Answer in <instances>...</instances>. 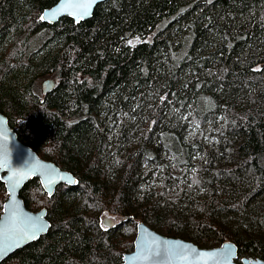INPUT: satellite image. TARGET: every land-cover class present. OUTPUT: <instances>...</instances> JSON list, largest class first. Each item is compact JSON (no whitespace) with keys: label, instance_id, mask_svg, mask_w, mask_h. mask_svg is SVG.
I'll return each instance as SVG.
<instances>
[{"label":"trees","instance_id":"obj_1","mask_svg":"<svg viewBox=\"0 0 264 264\" xmlns=\"http://www.w3.org/2000/svg\"><path fill=\"white\" fill-rule=\"evenodd\" d=\"M57 1L0 0V113L77 183L24 185L50 228L1 264H120L140 222L264 259V0H107L41 22ZM6 198L0 181V214Z\"/></svg>","mask_w":264,"mask_h":264},{"label":"water","instance_id":"obj_2","mask_svg":"<svg viewBox=\"0 0 264 264\" xmlns=\"http://www.w3.org/2000/svg\"><path fill=\"white\" fill-rule=\"evenodd\" d=\"M105 1L107 0H95L87 14L78 19L79 9L75 5L79 0H58L42 11L40 17L44 15L46 19L40 20L52 25L63 17H69L75 23H79L90 19L95 7ZM54 10H56L55 16L52 15ZM55 86L56 83L52 79L43 81L42 93L53 91ZM0 145H6L8 159L13 170L24 169L31 173L25 175L19 184L13 185L9 181L10 170L8 168L0 170V181L7 194L0 214V249H3L0 251L1 264L17 250L45 235L50 228V222L46 218V209L33 212L24 205L20 197L24 185L31 178H35L50 197L57 186L62 184L72 186L77 183V180L72 173L60 169L52 161L41 159L33 149L21 143L2 113H0ZM49 181L52 183L49 184ZM49 191L51 195L48 194ZM33 224L36 225L35 239L31 238ZM114 224L111 218L107 217L103 220L104 227L111 228ZM21 230L28 232L29 235L25 236ZM237 259L238 248L231 241L223 242L217 247L203 248L182 238L165 236L140 222L136 224L133 248L123 254L120 264H264V259L260 258L243 257L239 262Z\"/></svg>","mask_w":264,"mask_h":264},{"label":"snow or ice","instance_id":"obj_3","mask_svg":"<svg viewBox=\"0 0 264 264\" xmlns=\"http://www.w3.org/2000/svg\"><path fill=\"white\" fill-rule=\"evenodd\" d=\"M95 0H79V2L75 5V7L77 9H79V13H78V19L82 18L83 15H86L91 4L94 3ZM52 15L55 16L56 15V10H54L52 12ZM41 20L46 19V16L42 15L40 17ZM6 139V138H5ZM5 168H8L11 172V175L9 177V181L13 184V185H17L19 184V182L24 178L25 175H29L31 173L24 171V169H15L13 170L11 168V162L8 159V154H7V148L6 145H0V170H3ZM27 168V167H26ZM52 181H49V184H51ZM49 195H51V192L49 191L48 193ZM11 195V192H10ZM33 231L31 232V238L35 239L36 238V232H35V228L36 225L33 224L32 226ZM23 234L25 236L29 235L28 232L23 231ZM0 251H3V249H0Z\"/></svg>","mask_w":264,"mask_h":264},{"label":"rangeland","instance_id":"obj_4","mask_svg":"<svg viewBox=\"0 0 264 264\" xmlns=\"http://www.w3.org/2000/svg\"><path fill=\"white\" fill-rule=\"evenodd\" d=\"M49 77H41L38 81H37V86H36V89H37V91L42 95V88H41V86H42V83H43V81H45V80H47ZM51 79V78H50ZM113 111L114 109H109V110H107V114L109 115V116H111V114H109V111ZM6 117V116H5ZM126 117V116H125ZM118 119H122V115H120L119 117H118ZM8 121V120H7ZM120 123H122V120H120L119 121V124ZM135 146V141H133L132 143H130V144H128V146L126 147V149L129 151V150H131L133 147ZM110 148H112L113 149V146H110ZM157 183V181H154V180H151L150 181V184H151V186H155V184ZM144 191V190H143ZM102 221L104 220V218H111V219H113L114 220V222L116 223V226L119 228L118 230H119V232H120V234H122L123 232L125 233V234H128L130 231H131V229H130V227L129 226H125V224L123 223V222H120L121 221V219L122 218H120V217H114V216H111V215H109V214H103L102 215ZM135 234H136V226H135V231H134V236H135ZM132 246H133V243H132ZM133 248V247H132Z\"/></svg>","mask_w":264,"mask_h":264},{"label":"flooded vegetation","instance_id":"obj_5","mask_svg":"<svg viewBox=\"0 0 264 264\" xmlns=\"http://www.w3.org/2000/svg\"><path fill=\"white\" fill-rule=\"evenodd\" d=\"M129 219H131V218H129ZM115 226H116V223L114 224ZM102 226H103V222H102ZM104 227V226H103ZM114 227V226H113ZM113 227H111V228H113ZM105 229H111V228H107V227H104Z\"/></svg>","mask_w":264,"mask_h":264}]
</instances>
